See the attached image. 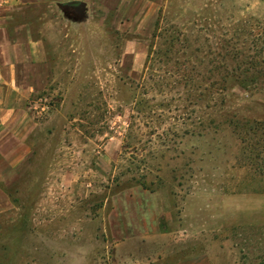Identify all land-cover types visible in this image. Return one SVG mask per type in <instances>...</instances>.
<instances>
[{
    "label": "rangeland",
    "instance_id": "1",
    "mask_svg": "<svg viewBox=\"0 0 264 264\" xmlns=\"http://www.w3.org/2000/svg\"><path fill=\"white\" fill-rule=\"evenodd\" d=\"M67 1L12 11L50 75L0 264H264V0Z\"/></svg>",
    "mask_w": 264,
    "mask_h": 264
},
{
    "label": "crops",
    "instance_id": "2",
    "mask_svg": "<svg viewBox=\"0 0 264 264\" xmlns=\"http://www.w3.org/2000/svg\"><path fill=\"white\" fill-rule=\"evenodd\" d=\"M53 1L1 0L0 2V182L4 186H9L19 179V172L28 159L29 149H33L29 141L36 121L30 108L32 104H36L34 96L44 90L50 75L42 39L32 37L28 23L19 22L16 25L12 23V13L22 8L41 3L49 4ZM73 1L77 4H71ZM95 1L107 10L132 13L139 3H145L143 10L148 11L149 3L159 0ZM86 4V0H72L64 5L72 6L74 9H84ZM146 12L143 14L144 18ZM8 202L7 194L0 187V212L5 210ZM151 264H203V262L199 256L185 252L183 248L173 250L169 248Z\"/></svg>",
    "mask_w": 264,
    "mask_h": 264
},
{
    "label": "clouds",
    "instance_id": "3",
    "mask_svg": "<svg viewBox=\"0 0 264 264\" xmlns=\"http://www.w3.org/2000/svg\"><path fill=\"white\" fill-rule=\"evenodd\" d=\"M81 255L84 256V258L86 259V253H78L77 254V261H76V264H85V259H81Z\"/></svg>",
    "mask_w": 264,
    "mask_h": 264
},
{
    "label": "water",
    "instance_id": "4",
    "mask_svg": "<svg viewBox=\"0 0 264 264\" xmlns=\"http://www.w3.org/2000/svg\"><path fill=\"white\" fill-rule=\"evenodd\" d=\"M71 4H77V2L76 1H73V2H71ZM78 8H76V10H77Z\"/></svg>",
    "mask_w": 264,
    "mask_h": 264
},
{
    "label": "trees",
    "instance_id": "5",
    "mask_svg": "<svg viewBox=\"0 0 264 264\" xmlns=\"http://www.w3.org/2000/svg\"><path fill=\"white\" fill-rule=\"evenodd\" d=\"M256 127H257V125H256ZM252 130H254V128H252Z\"/></svg>",
    "mask_w": 264,
    "mask_h": 264
},
{
    "label": "built area",
    "instance_id": "6",
    "mask_svg": "<svg viewBox=\"0 0 264 264\" xmlns=\"http://www.w3.org/2000/svg\"><path fill=\"white\" fill-rule=\"evenodd\" d=\"M0 2H1V0H0Z\"/></svg>",
    "mask_w": 264,
    "mask_h": 264
}]
</instances>
